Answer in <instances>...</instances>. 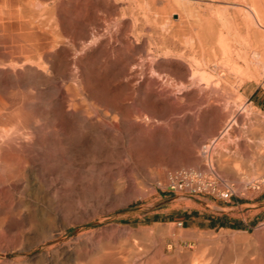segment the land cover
I'll use <instances>...</instances> for the list:
<instances>
[{
	"label": "bare ground",
	"instance_id": "bare-ground-1",
	"mask_svg": "<svg viewBox=\"0 0 264 264\" xmlns=\"http://www.w3.org/2000/svg\"><path fill=\"white\" fill-rule=\"evenodd\" d=\"M116 1L128 2L97 0L104 12L106 10L113 15L111 22L107 21L109 24H105V20V25L95 21V30L79 31L77 29L81 27L79 22L82 18L76 19V16L75 18L70 14L68 17L66 12L62 11L65 8L58 7H61L59 2L58 6L57 2L55 3L58 9L54 5L51 6L59 10L56 11L58 13L55 15V12H52L49 15L47 11H43L44 1L42 9L37 12L35 0H0V264H215V260L209 259L211 255L202 250H206L202 244H205L207 238H200L196 233L188 235L191 239L199 241L195 253L179 249L174 255H169L164 249H139L136 247L139 246L138 241L133 240L137 244L131 245L132 240H125L127 236L122 238V242L120 239L103 241L85 238L84 233L68 240L63 238V230L70 225V217H74L71 214L84 208L89 198H94L99 193L104 174H111L114 166L120 161L122 156L115 150V144L121 142L128 147L131 145L133 127L143 121L154 120L153 117H145V114L143 116L141 110L136 113L137 107L146 106L149 97L155 95L159 99L167 98L166 91L174 95L184 84L180 82L174 70L169 74L164 73L162 68L165 60L154 63L155 60L151 59L157 54H152L154 49L151 52L147 48L146 35L149 32L150 18L146 19V14L141 21V16L138 17L137 14L138 19L129 17L126 7L120 8ZM251 2L250 12L252 20H255L254 25L256 23L257 27L264 29V0ZM130 3L133 2L130 1L129 6ZM139 3L144 4V1ZM155 4L156 2L154 8ZM166 5L171 6L170 3ZM175 5L186 12L185 21L189 25L197 24V21H192L194 14L192 15L191 6L178 2ZM165 6L163 13L168 10V7L164 9ZM126 15L134 20L130 21L135 31L131 34V26L128 28L129 33L114 28L118 22L121 23L118 16L126 19ZM130 16H133V13ZM223 18L225 19L224 16ZM85 21L83 20L84 23ZM204 24L207 23L203 22L202 27L206 26ZM224 24L226 26L227 23ZM208 26L207 28H210L209 24ZM212 29L211 25L210 30ZM256 37L264 46V34L258 33ZM189 39L184 40L187 49L193 48V42ZM202 40L198 41L206 46V40ZM176 41L170 43L171 50L165 55L163 49L160 51L165 58H172L170 62L179 47ZM261 49L255 50L251 57L253 59L247 62L246 72L252 76L260 66L264 70V48ZM189 52L186 51V55ZM190 53L194 54L192 51ZM205 56L206 52L203 57ZM176 57L178 56H175L174 60ZM191 60H194L196 66L199 65L197 58ZM185 62L189 64L188 60ZM191 66L187 68V78L195 82L200 68ZM186 84L189 83H185V86ZM156 85L160 89H157L158 92L155 90ZM226 126L223 135L221 133L222 136H219L221 140L229 135L230 126ZM147 133L144 131V136ZM130 155L128 154V157L131 162L134 158ZM249 176L242 178L246 179L248 184L263 182V178L257 179L254 176L255 179H249L252 178ZM128 229L125 230L129 231ZM144 230L146 229L142 231ZM133 235L134 233H131V236ZM129 236L130 234L128 238ZM154 245L151 247H155ZM219 249L214 256L221 257V264H264L263 254L260 256L258 253V256L254 257L253 252L252 255L249 254L253 257L250 259L236 247L231 251Z\"/></svg>",
	"mask_w": 264,
	"mask_h": 264
},
{
	"label": "rangeland",
	"instance_id": "rangeland-1",
	"mask_svg": "<svg viewBox=\"0 0 264 264\" xmlns=\"http://www.w3.org/2000/svg\"><path fill=\"white\" fill-rule=\"evenodd\" d=\"M36 1L38 0H35V9L37 12L42 9L43 3H45L43 11H47L49 15L52 12H55L54 14L56 15L58 13L56 11H59L55 3L57 2L56 4L58 6L60 0H43L44 2L40 0V4H38L40 1L37 4ZM80 1L61 0V3L59 2L61 7L58 6L61 9H63L62 6L65 8L62 11L66 12L65 14L68 17L70 14L72 17L76 16V19L82 18L80 19L81 21L78 20V22L80 21L79 25L81 27H78L77 30L93 31L97 28L94 24L95 21L105 25L109 24L107 21L111 22V19L114 18L106 10L104 12V8L101 9V4H98L97 0H86L87 3L84 0L81 3ZM127 1H120V3L116 1L115 3L120 8L121 6L126 7V12H128L127 15L129 17L134 18L138 15V17L141 16L139 18L141 21L143 20L141 18L146 14V19L150 18L151 20L148 19L151 24L148 22V31L150 33L147 32L146 35L148 39L147 48L151 52L154 49L152 54H159L158 56H152L153 58L151 59L155 61L158 59L156 62L152 61L157 63L165 60L163 62L164 67L162 68L164 73L169 74L174 70L180 82L182 81V84L184 82V87L183 85L180 86L179 88L181 89H178L174 95L166 91V96L170 100L167 98H163L164 100L159 99L155 95L149 97V103L146 106L144 105L142 108L137 107V109L135 108L136 110L134 109L136 113L138 110H141L143 116L145 114V117L148 116L147 118L150 117L149 119L153 117L154 120L152 119L151 122H149L150 120L146 122V120L143 121L144 123L142 122L133 127L131 132V145L128 147L124 146L121 142L115 144V150L122 156L118 164H116L118 166H114L111 174L108 172L104 174L105 178L100 184L101 188L99 193L94 198H89L84 208L77 213L71 214L74 217H70V225L63 230V238L68 240L69 238L84 233L85 238H93L95 240L103 239V241L105 239L108 241L114 239V241H118L120 239L119 241H124L123 239L126 236L128 238L130 234L129 238L131 239L126 238L125 240L128 242L132 240L130 242L131 245H135L136 243L133 240L138 241L139 246H135L139 247V249L145 250L149 248L150 251L164 249L169 255H174L179 249H182V251L187 250L191 254L195 253V248L199 245V241L191 239L188 235H191L190 233H196L200 238L204 237V239H208L204 241L205 244H202V247H205L206 250L204 248L202 250L206 251L205 254L211 255L208 258H212L211 260L213 261L215 260V264H221L220 262L222 261L221 257L214 256L215 253L219 252L216 251L219 248L221 250L223 249L222 251H231L235 247L239 248L250 259L252 256H249V254L252 255L251 253L253 252L254 257L258 256V253L260 256H262L261 254L264 256V186L259 192L248 191L246 189L247 185H249L248 181L242 179L250 175L252 178L249 179H255L256 177L257 179L263 178L262 180H264V114L259 109H256L249 100V95L255 90L263 89L264 91V70L260 66L257 68L254 76L246 72L247 62L253 59L251 58L253 57V52L259 50V48L261 49V47L262 49L264 48L263 44L256 37L258 33L264 34V29L257 27L256 23L254 25L255 20H252L253 17L250 12L252 0H142L144 4L139 3L141 0H138V2L137 0ZM130 1L133 2L132 4L130 3L131 7L129 6ZM164 1L166 2L164 3ZM167 1H169L168 3L172 7H175L171 8V6H167ZM135 2L139 4L137 5ZM154 2H156L155 8ZM177 2L178 4L185 3L192 7V15L194 14V16L191 18L194 23L197 21V24L189 25L185 21L187 14L182 8L175 5ZM52 5L57 9H53L54 6L52 8ZM164 6V9L168 7L170 11L166 9L167 12L164 10L166 13H163ZM47 8L51 12L46 10ZM143 8H146L148 11ZM124 9L122 8L120 10ZM171 9L175 11L173 12ZM155 11H159L157 13L158 15L160 14V18L157 13L154 14ZM132 13L133 16H130ZM220 13L225 19L223 16H220ZM128 16L126 19L118 16V21L121 23L118 22V27L116 26L117 28H114H119L123 31L126 30L125 32L129 33L132 29V23L130 21L133 19ZM218 16L219 19H217ZM84 17L86 19H83ZM138 17L134 19H138ZM226 19L230 22H226ZM83 20H86L85 23ZM160 20L162 21L160 22ZM152 21H156V23ZM157 21L161 24L159 25ZM183 21L184 23L186 22L185 26H183ZM199 22L207 24H204L206 26L202 27V23L200 24ZM81 23L85 25L82 26ZM224 23H227L226 26ZM208 24L210 28H207L209 27ZM211 25L213 32L210 30ZM205 27L208 30L204 29ZM133 30L134 28L130 34L135 32ZM208 34L211 36H208ZM170 39L172 41L177 40V45L181 48L175 47L179 50L175 52V56L178 57L174 60V56L172 62H170L172 58L162 56L171 50L170 46L172 41ZM185 39L192 40L193 48H186ZM202 39L206 40L204 41L206 46H204L203 42L201 44L198 41ZM68 45L70 46V44ZM158 45L161 46L159 47ZM157 46L159 49H157ZM162 49L164 52L160 54ZM180 50L182 52L184 51L183 53L185 55ZM186 51H192L194 54L189 52L186 55ZM200 52L201 54H199ZM205 52L207 56L203 57ZM160 56L164 58L162 59ZM185 56H187L186 59ZM188 56L192 57L190 58ZM192 58H197L199 65L196 66L193 63L194 60L192 62ZM187 60L189 64L185 62ZM149 61L152 62L151 60ZM189 65H192L191 68H200V73L195 78L197 82H192L189 77L187 78V68ZM203 73H206V75H202ZM185 83L189 84L185 86ZM192 83H195V86ZM157 84L159 85V83ZM157 87L156 85V91L159 89ZM207 87L209 88L206 90ZM226 125L230 126L229 135L227 134L228 136L226 135L227 137L221 140L219 136L223 135V130L227 127ZM144 131L146 133L148 131L145 136ZM117 136H119L118 133ZM205 144L211 145L208 154L202 151V147ZM128 154H131L132 159L134 158L133 161H129ZM208 162L213 164L224 178L235 184L236 195L230 203L207 197L190 198L168 193L164 190L163 184L161 183H163L165 175L169 170L179 167L203 168ZM223 204L235 208L232 210L221 209L220 205L222 206ZM86 206L89 207L87 208ZM227 211L233 220L245 221L248 229H214L208 227L206 223L201 222L206 220L208 216L222 214ZM128 228L132 230L131 233H134L133 236H131ZM141 229L146 230L142 231ZM136 231L140 234L135 235ZM134 236H136V239H133ZM220 237L222 238L220 239ZM140 242L147 243L148 245H140ZM149 245L150 247H148ZM153 245L155 247L152 248L151 246ZM160 246L161 248H159Z\"/></svg>",
	"mask_w": 264,
	"mask_h": 264
},
{
	"label": "built area",
	"instance_id": "built-area-1",
	"mask_svg": "<svg viewBox=\"0 0 264 264\" xmlns=\"http://www.w3.org/2000/svg\"><path fill=\"white\" fill-rule=\"evenodd\" d=\"M210 144H205L202 151L208 154ZM164 190L168 193L183 195L190 198L207 197L230 203L236 195V186L224 178L217 169L208 162L201 167H179L169 170L164 178ZM263 182L247 185L248 191L259 192Z\"/></svg>",
	"mask_w": 264,
	"mask_h": 264
},
{
	"label": "crops",
	"instance_id": "crops-1",
	"mask_svg": "<svg viewBox=\"0 0 264 264\" xmlns=\"http://www.w3.org/2000/svg\"><path fill=\"white\" fill-rule=\"evenodd\" d=\"M250 103L255 106L256 109H259L264 114V91L262 90H255L249 95ZM221 209H228L232 210L235 207L229 205H220ZM231 215L227 212L222 214H217L213 216H208L204 222L210 228H221V229H233V228H240V229H248V225L245 221L233 220Z\"/></svg>",
	"mask_w": 264,
	"mask_h": 264
}]
</instances>
